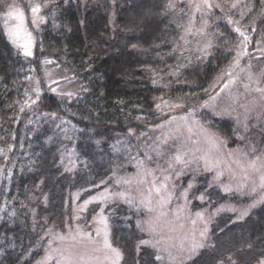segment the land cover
I'll use <instances>...</instances> for the list:
<instances>
[{"label": "trees", "instance_id": "1", "mask_svg": "<svg viewBox=\"0 0 264 264\" xmlns=\"http://www.w3.org/2000/svg\"><path fill=\"white\" fill-rule=\"evenodd\" d=\"M5 2L0 0V139L13 142L11 159L16 162L10 186L0 189V264H36L43 231L63 219L80 180L95 181V189L85 196L114 183V176L128 163L125 151L122 155L116 151L117 145L162 122L158 101L165 97L166 87L184 110H205L206 101L228 83L237 68L236 50L225 46L228 39L237 37L246 58L262 63L255 69L262 78L256 88L264 89V0L236 7L220 0L222 7L214 13L220 20L216 31L231 35L216 42L209 62L191 66L178 58L175 42L179 29L170 18V0H49L45 22L33 30L34 55L28 58L8 38ZM44 60L73 73L82 91L62 97L41 81V97L31 111L25 110L29 76L42 78ZM223 76L226 80L222 82ZM38 115L63 117L77 127L73 147L84 163L79 179L63 165L56 168L57 161L50 159L57 158L55 138L43 123L33 125ZM200 115L213 122L215 132L231 148L238 146L234 121L208 111ZM253 130L249 140L257 155L264 156V124ZM40 162L51 163L38 176L34 171ZM229 195L222 197L233 211L221 216L230 225L229 239L223 235L226 239L213 247L207 242L194 257L176 264L264 261V203L255 208L250 203L256 202V197ZM6 200L17 209L10 221L1 216ZM234 200L248 207L245 215L235 210L239 205ZM110 208L113 240L123 253L122 264H165L144 244L149 236L141 228L143 210L124 203Z\"/></svg>", "mask_w": 264, "mask_h": 264}, {"label": "rangeland", "instance_id": "2", "mask_svg": "<svg viewBox=\"0 0 264 264\" xmlns=\"http://www.w3.org/2000/svg\"><path fill=\"white\" fill-rule=\"evenodd\" d=\"M48 1L5 2L3 18L7 35L8 29L14 28L17 23L8 17V12L16 9L24 12V27L26 32L31 33L32 54L27 58L34 55L33 30L45 22L47 16L44 11L50 7ZM219 1L170 0V18L179 29L175 42L178 58L187 66L200 61L209 62L216 42L231 35L222 30L216 31L220 20L215 18V9L221 8L223 3ZM228 1L224 0L236 7L250 0ZM37 3L41 5L38 17L43 20L37 18L34 24L31 6ZM10 41L24 55L21 45L29 43L27 36L22 33L16 42ZM237 41L236 37L233 41L228 39L225 44L236 50L234 66L237 68L230 74L228 83L206 101L205 110L194 107L184 110L179 101L174 102L175 96L166 87L165 97L158 101V110L163 112L162 122L117 145L116 151L121 155L125 151L128 163L114 176V183L85 196L86 192L95 189V181L92 178L79 181L77 190H74L73 203L66 204L63 219L55 220L43 231L42 252L36 264H122L123 253L113 240V209L110 208L120 203L143 210L145 216L141 219V228L149 236L144 244L151 246L159 261L165 264L191 259L207 242L212 247L217 246L220 240L226 239L222 238L223 235L229 239L230 225L221 216L226 211L232 213L233 208H228L230 203L224 201L222 195L254 196L256 202L250 203L252 207L264 203V187H261L260 181L264 172V156L257 155L253 142L249 140L254 135V127L264 124V91H257L256 88L262 84V78L255 71L262 63L246 58L244 46L237 45ZM189 52L192 53L190 57ZM29 80L30 88L23 105L28 111L41 97V81L54 94L62 97L74 96L82 91L77 77L51 60H44L42 78L33 74ZM225 80L223 76L220 81ZM261 87L264 88V85ZM202 111L234 121L238 146L231 148L228 141L220 138L213 122L200 115ZM37 121L45 128L47 126L55 138L57 158L51 156L50 159L57 161L56 168L63 165L66 171L79 179L77 174L84 163L76 156L73 147L77 127L68 119L55 115H38L33 125ZM6 141L0 139V189L10 186L16 162L11 159L15 145ZM177 154L184 162L175 161ZM252 162L256 163V170L249 167ZM50 163L37 164L34 174L41 176L43 170L50 168ZM165 177L168 179L165 180ZM161 185L166 187L161 188ZM156 188H161V191L157 193ZM233 203L239 205L235 210L242 216L248 212V207L235 200ZM16 211L14 203L6 200L1 216L10 221ZM101 218L106 222V229L105 224L100 223ZM97 229L100 230L99 235ZM105 231L112 248L119 250L118 261L115 254L104 247Z\"/></svg>", "mask_w": 264, "mask_h": 264}, {"label": "snow or ice", "instance_id": "3", "mask_svg": "<svg viewBox=\"0 0 264 264\" xmlns=\"http://www.w3.org/2000/svg\"><path fill=\"white\" fill-rule=\"evenodd\" d=\"M41 11V5L40 4H33L31 6V12L33 14V20H32V23H36V19L39 18L41 21L43 20L42 17H38V14L40 13ZM8 17L10 19H13L15 21H17L16 25L14 28H9L8 29V35L10 37V39L13 40V42H16L17 39H19V37L21 36V34L23 33L24 35L27 36L28 38V41L29 43L28 44H25V45H21V47L24 48V52L23 54L25 56H30L32 53L30 51V46H31V33H28L26 32L25 30V16H24V12L19 10V9H16L14 11H9L8 12ZM237 31H239V29H237ZM242 36L244 35V33H240ZM245 39H247V37H245ZM247 87V85H246ZM257 91H264V89H257ZM175 161L177 163H182L184 162L183 161V158L181 155L177 154L175 156ZM250 168H252L253 170H256V163L255 162H252L250 165H249ZM262 168H264V165H262ZM168 177H165V180H167ZM245 179H247V176L245 177ZM260 181H261V187H264V172H262L261 176H260ZM166 187V185H161V188H164ZM161 188H156V192L159 193L161 191ZM100 223L102 224H105V229H106V222L104 220V218H101L100 220ZM99 232L100 230L97 229V234L99 235ZM146 243V242H145ZM104 247L105 248H108L110 249L114 254H115V257H116V260L118 261L119 258H120V253H119V250L118 249H115V248H112L111 244L109 243L108 239H107V232L105 231V240H104ZM261 264H264V261L261 262Z\"/></svg>", "mask_w": 264, "mask_h": 264}]
</instances>
